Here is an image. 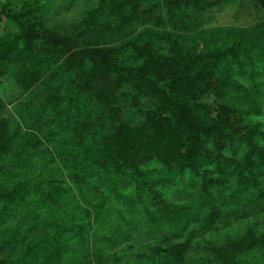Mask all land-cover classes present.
<instances>
[{
	"label": "trees",
	"instance_id": "1",
	"mask_svg": "<svg viewBox=\"0 0 264 264\" xmlns=\"http://www.w3.org/2000/svg\"><path fill=\"white\" fill-rule=\"evenodd\" d=\"M249 1L264 12V0ZM102 5L114 16L115 35L84 44L50 28L43 9L0 11V22L19 28L0 34V79L14 75L26 91H41L24 102V125L0 130V229L16 215L12 207L27 206L31 198L63 210L65 194L72 192L68 176L98 223L111 217L107 205L118 199L160 230L161 241L148 254L128 248L126 258L186 264L195 239L237 215L238 207L264 204V124L238 100L247 98L252 113L264 117V19L246 36L205 29L213 0ZM120 23L133 30L124 34ZM210 93L232 100L215 107L205 101ZM63 139L78 160L67 173L54 167L59 161L48 145ZM177 192L196 202L169 201ZM72 219L61 215V237L73 229ZM121 220L129 229V220ZM38 247H27L24 258ZM207 247L213 264H264V234L252 230L226 247ZM249 257L258 259L251 263ZM0 264L12 262L0 258Z\"/></svg>",
	"mask_w": 264,
	"mask_h": 264
},
{
	"label": "rangeland",
	"instance_id": "2",
	"mask_svg": "<svg viewBox=\"0 0 264 264\" xmlns=\"http://www.w3.org/2000/svg\"><path fill=\"white\" fill-rule=\"evenodd\" d=\"M213 1L216 6L203 17L205 29H236L246 36H251L254 27L264 19V12L252 1ZM102 6V0H0V11L4 7H9L15 12L37 8L45 10L46 24L50 28L83 44L113 39L114 16ZM128 25L120 23L124 34L127 30H133ZM132 26L138 28V25ZM18 32L19 28L14 22H0V34H17ZM257 65L258 67L262 65L260 60ZM21 85L14 75H7L0 79V97L6 105V108L0 109V130L6 125L11 131L15 130L19 124L24 125L21 116L25 113L24 102L30 100L33 92H41L39 88L26 91ZM225 99L222 95L210 93L205 101L217 107L223 105ZM246 99L238 98L241 105L245 106L248 115L255 122L264 124V117L255 116L251 111L250 101ZM226 100L232 99L227 97ZM74 132L77 133L76 130ZM62 141L60 145L49 143L48 145L51 146L49 148L51 155L59 161V164L54 167L62 168L67 173L70 165H78V160L72 159L74 156H69L67 151L69 148L64 149L66 140ZM66 157L71 160L70 164H66L63 160ZM34 173L37 172L34 171ZM66 180L72 192L65 194L66 202L63 210L54 205H44L32 198L29 199L27 206L12 207V213L16 215L9 218L7 224L0 229V258L9 260L12 264L24 259L25 264H101V258L107 257V264H113L114 261L111 258L118 257L120 261L114 264H143L139 258H126V251L132 248L137 254H148L151 245L161 241L160 230L150 229L140 213L131 210L118 199H114L112 204L107 205L110 206L111 217L103 223H98L95 217H89L82 207L85 204L77 186L68 176ZM96 182L94 181L95 186H97ZM104 190L107 195L106 189ZM93 196L94 194H90L91 198ZM240 196L247 198L249 194L243 193ZM168 199L178 204L196 202L194 196H187L183 192L172 193ZM64 212L73 215L71 224L74 227L63 231L61 237L62 225L59 221ZM238 212V216L233 214L230 219L219 222L203 238L195 239L186 264H213L207 247L209 244L226 247L230 243L242 240L251 230L259 237L264 234L263 203L247 208L240 206ZM62 217L66 221L65 216ZM121 217L129 220L128 222L131 223L129 229L125 228L126 222H123ZM137 222L142 227L136 226ZM115 226L121 227L123 232L118 231ZM34 242L39 243V247L35 248L30 256L24 258V250ZM255 255L258 254L255 253ZM257 259L258 257L255 260L249 257L248 262L255 263Z\"/></svg>",
	"mask_w": 264,
	"mask_h": 264
}]
</instances>
